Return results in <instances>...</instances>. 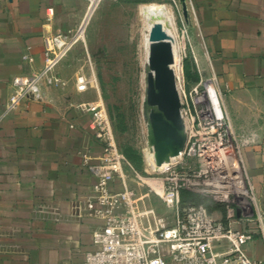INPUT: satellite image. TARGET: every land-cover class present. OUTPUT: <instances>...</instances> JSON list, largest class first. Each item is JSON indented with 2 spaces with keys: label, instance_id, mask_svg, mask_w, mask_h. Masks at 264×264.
<instances>
[{
  "label": "crops",
  "instance_id": "1",
  "mask_svg": "<svg viewBox=\"0 0 264 264\" xmlns=\"http://www.w3.org/2000/svg\"><path fill=\"white\" fill-rule=\"evenodd\" d=\"M191 6L264 215V0H191ZM87 9V0H0V264H81L104 224L91 202V167L101 148L89 115L72 105L87 93L74 82L66 87L67 61L57 65L65 87H44L39 99L5 108L12 78L42 67L44 38L70 39ZM109 190L119 192L120 182L110 181ZM239 227L253 234L247 257L264 264V222Z\"/></svg>",
  "mask_w": 264,
  "mask_h": 264
},
{
  "label": "built area",
  "instance_id": "2",
  "mask_svg": "<svg viewBox=\"0 0 264 264\" xmlns=\"http://www.w3.org/2000/svg\"><path fill=\"white\" fill-rule=\"evenodd\" d=\"M98 1L87 0V13L75 36L80 35ZM71 43L72 39L62 35L44 38L42 67L12 78L7 111L28 97L39 99L44 87H65L57 65ZM23 59L32 62L30 57ZM75 87L80 93L87 91L83 73L76 74ZM210 97L209 89L207 102L201 100L204 107L185 125L181 150L150 167L145 175L118 150L100 98L72 103L89 115L93 138L101 148L98 163L91 167L96 177L91 202L98 204L94 215L104 224L93 232L95 249L86 253L81 264H262L247 257L245 247L253 234L239 225L245 220L261 225L264 215L228 114L219 99L214 102ZM182 112L181 107V118ZM115 179L121 184L119 192L109 190V182ZM130 180L142 190L133 188ZM184 192L206 197L218 207L208 209L203 204L183 202ZM151 197L161 202L163 212L147 203Z\"/></svg>",
  "mask_w": 264,
  "mask_h": 264
},
{
  "label": "rangeland",
  "instance_id": "3",
  "mask_svg": "<svg viewBox=\"0 0 264 264\" xmlns=\"http://www.w3.org/2000/svg\"><path fill=\"white\" fill-rule=\"evenodd\" d=\"M149 4L166 6L175 18L174 41L179 55L175 80L183 109V126L189 125L190 117H194L204 107L201 100L206 99L207 102L209 89L218 94L221 105L231 116L227 98L218 90L211 74L189 1L99 0L83 33L80 31V35L77 33L75 36V32L70 38L71 46L62 59L67 61L70 70L66 87L74 85L77 73L86 76V100L100 98L103 101L118 150L143 175L151 171L145 157L151 141L148 140V127L144 118L139 9ZM130 185L142 190L132 180ZM185 197L191 199L193 196ZM147 203L159 212L164 211L161 202L154 197Z\"/></svg>",
  "mask_w": 264,
  "mask_h": 264
},
{
  "label": "water",
  "instance_id": "4",
  "mask_svg": "<svg viewBox=\"0 0 264 264\" xmlns=\"http://www.w3.org/2000/svg\"><path fill=\"white\" fill-rule=\"evenodd\" d=\"M147 57L146 102L157 108L149 113L148 121L152 139L160 161L174 156L185 143V133L180 135L184 126L180 114L181 104L176 88V80L171 65L174 62L172 44L160 23H155L149 33ZM167 146H172L171 150ZM169 157L167 158L168 154Z\"/></svg>",
  "mask_w": 264,
  "mask_h": 264
},
{
  "label": "bare ground",
  "instance_id": "5",
  "mask_svg": "<svg viewBox=\"0 0 264 264\" xmlns=\"http://www.w3.org/2000/svg\"><path fill=\"white\" fill-rule=\"evenodd\" d=\"M89 17L90 16H88L86 18L84 24L89 19ZM139 17H140L139 18L140 52H141L142 61H143L142 81H143V85H144V97H143L144 113H145L144 118H146V123H147V127H148V137H149L148 140L151 141V145H150L149 149L146 148L147 151H146L145 157L147 158L146 163L148 164V167L152 168L156 165H159V164H157V162L160 161V159L157 155L156 147L164 145L163 143L155 144L153 142L151 129H150L149 121H148V115H149V113L156 112L157 108L154 106H149L148 103L146 102L147 76L149 73V70L147 67L148 47L150 44L149 33H150L152 26L155 23H160L162 25L163 29L167 33V35L170 39V42L172 44L174 62L171 65V68L174 71L175 75H176L175 67L177 68L179 65V59H178L179 55H177V51H176V47H175V41H174V38H175V36H174L175 35V33H174L175 22H174V17H173L171 10H169L164 5H157V4L143 5L139 9ZM84 24H83L82 28L84 27ZM82 28H81V31H82ZM210 96H211L210 97L211 100H213L214 102H216V100L218 101V99L216 98L212 89H210ZM185 128L186 127H184L183 130L180 132V135H183L185 133ZM167 149L171 150L172 146H167ZM169 155H170V153L168 154L167 158L169 157ZM163 162H164V160H162L161 163H163Z\"/></svg>",
  "mask_w": 264,
  "mask_h": 264
},
{
  "label": "trees",
  "instance_id": "6",
  "mask_svg": "<svg viewBox=\"0 0 264 264\" xmlns=\"http://www.w3.org/2000/svg\"><path fill=\"white\" fill-rule=\"evenodd\" d=\"M185 195H192L193 197L190 198H186ZM182 200L183 202H195V203H199V204H203L205 205L208 209H213L218 207L217 205H215L213 202H211L210 199L203 197V196H196L190 193H182Z\"/></svg>",
  "mask_w": 264,
  "mask_h": 264
}]
</instances>
